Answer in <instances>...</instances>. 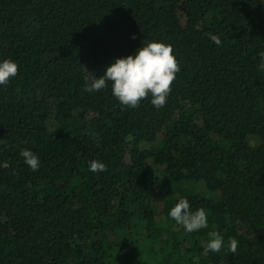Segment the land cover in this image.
<instances>
[{"label":"trees","instance_id":"trees-1","mask_svg":"<svg viewBox=\"0 0 264 264\" xmlns=\"http://www.w3.org/2000/svg\"><path fill=\"white\" fill-rule=\"evenodd\" d=\"M150 41L180 66L164 107L84 90ZM261 52L264 0H0V264H264ZM181 198L207 228L169 217Z\"/></svg>","mask_w":264,"mask_h":264},{"label":"clouds","instance_id":"clouds-1","mask_svg":"<svg viewBox=\"0 0 264 264\" xmlns=\"http://www.w3.org/2000/svg\"><path fill=\"white\" fill-rule=\"evenodd\" d=\"M209 39L217 46L221 45L219 36L208 33ZM135 38V37H133ZM260 69L264 70V52H261ZM19 71V65L12 60L0 62V86H7ZM180 71L179 63L173 54L170 44L150 41L142 42V47L136 50L135 55L116 59L106 67L103 75L94 79L90 85L85 86V91L92 93L107 87L111 82L112 95L121 105L130 108L139 107L142 100L151 96V104L160 109L167 103L171 93L172 84L176 74ZM19 155L32 171L39 169L38 156L29 149H22ZM89 170L94 173L107 171V166L98 160L89 162ZM188 199L181 198L171 208L169 217L182 226L187 233H193L208 227V217L204 208L194 213L189 211ZM209 240L205 251L219 253L224 245V240L218 231L208 233ZM238 241L229 240V251L235 253Z\"/></svg>","mask_w":264,"mask_h":264},{"label":"rangeland","instance_id":"rangeland-1","mask_svg":"<svg viewBox=\"0 0 264 264\" xmlns=\"http://www.w3.org/2000/svg\"><path fill=\"white\" fill-rule=\"evenodd\" d=\"M180 28H184L185 27V20L182 18L181 21L179 22Z\"/></svg>","mask_w":264,"mask_h":264}]
</instances>
